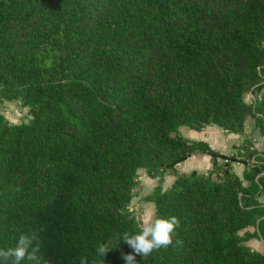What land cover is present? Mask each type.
I'll use <instances>...</instances> for the list:
<instances>
[{"label":"trees","instance_id":"16d2710c","mask_svg":"<svg viewBox=\"0 0 264 264\" xmlns=\"http://www.w3.org/2000/svg\"><path fill=\"white\" fill-rule=\"evenodd\" d=\"M263 89L264 0H0V247L37 232L41 264H126L132 249L116 242L137 230L145 169L176 176L146 200L180 224L137 264H264L251 243L264 241V152L219 165L178 133L243 134L252 117L264 134V94L245 100ZM13 101L31 120L5 116ZM199 152L212 170L178 172Z\"/></svg>","mask_w":264,"mask_h":264},{"label":"clouds","instance_id":"9594fccd","mask_svg":"<svg viewBox=\"0 0 264 264\" xmlns=\"http://www.w3.org/2000/svg\"><path fill=\"white\" fill-rule=\"evenodd\" d=\"M136 231L123 232L116 243L122 238L132 249L131 253L122 254L126 264H137L136 256L142 255L147 259L154 251L168 248L174 244L173 236L180 220L176 216L162 217L155 214H142L134 217ZM43 229H41L42 231ZM179 244L180 241H175ZM111 248L110 242L101 243L96 248L99 257L105 255ZM40 251V238L37 232L31 235H20L15 246L0 247V264H41L38 255ZM80 264H87V258H81Z\"/></svg>","mask_w":264,"mask_h":264},{"label":"crops","instance_id":"0c3cea01","mask_svg":"<svg viewBox=\"0 0 264 264\" xmlns=\"http://www.w3.org/2000/svg\"><path fill=\"white\" fill-rule=\"evenodd\" d=\"M189 139L194 141L203 140L223 156L235 155L240 156L241 158H245L246 156L245 146L255 151L256 154H261V146L264 145V140L261 135L260 129L258 131L252 129L251 133L246 130L243 134H236L228 133L224 129L220 130L216 125H208L201 131L190 129ZM222 158V156L217 158V163L219 165H221ZM232 166H234V170L235 167L238 169V171L235 170V172L243 178L244 170L247 167L246 164L238 161H233ZM213 167L214 164L212 156L199 152L189 157L186 161L179 163L177 165V170L180 173H191L192 171H198L200 173L206 174L210 170H212ZM146 175H148L147 172ZM175 178V175L168 174L164 177V181L160 183L158 178H151L149 176L148 178L143 177L145 182L152 181V183H154V186H158L159 184H161L163 190L171 187ZM247 182L244 181L245 184H247Z\"/></svg>","mask_w":264,"mask_h":264},{"label":"rangeland","instance_id":"374dc122","mask_svg":"<svg viewBox=\"0 0 264 264\" xmlns=\"http://www.w3.org/2000/svg\"><path fill=\"white\" fill-rule=\"evenodd\" d=\"M263 94H264V89L260 94L248 93L245 95V100L251 104H255L257 101L262 100ZM1 111L13 123L27 122V121L31 120V118H32L29 114V109L24 107L20 101L5 102L1 107ZM218 128L220 130L222 129L219 126H218ZM252 129H254L256 131L259 130V128H257L255 126V120L251 117L247 123V129L246 130H248L249 133H251ZM189 130H190L189 127L183 125L179 128L178 133L183 137L189 138ZM261 135H262L263 140H264V136H263L264 134L262 132H261ZM243 144H244V142H243ZM261 151L264 152V145L261 146ZM231 156H233V155L223 156V158L221 159V165L227 164L228 162L225 159H226V157L229 159V158H231ZM242 159H243V157L240 160H242ZM250 163H253V162L250 161ZM232 167L234 168V166H232ZM235 170L238 171V169L236 167H235ZM143 177L148 178V175H146L145 169H140L139 173H138V177H137V180H138L137 186L134 189L135 196H134L133 202L131 203V210L133 211V213L136 216L142 215V214H155V206H154V204H152L151 202H148L146 200V196L151 194L155 189L154 187H156V186H154V183H152V181L151 182H147V181L145 182ZM247 184H248V182H247ZM260 200L264 202V195H262L260 197ZM250 230H252V228H250ZM251 243L255 248H259L262 251H264V241L263 240H260V239L259 240H253V241H251Z\"/></svg>","mask_w":264,"mask_h":264},{"label":"built area","instance_id":"2783aa9c","mask_svg":"<svg viewBox=\"0 0 264 264\" xmlns=\"http://www.w3.org/2000/svg\"><path fill=\"white\" fill-rule=\"evenodd\" d=\"M226 161L228 162L229 160L227 159ZM250 161H251V162H256V161H255V158H252Z\"/></svg>","mask_w":264,"mask_h":264}]
</instances>
